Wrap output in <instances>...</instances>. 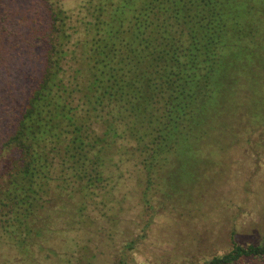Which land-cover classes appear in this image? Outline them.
<instances>
[{"label":"trees","instance_id":"1","mask_svg":"<svg viewBox=\"0 0 264 264\" xmlns=\"http://www.w3.org/2000/svg\"><path fill=\"white\" fill-rule=\"evenodd\" d=\"M0 264H264V0H0Z\"/></svg>","mask_w":264,"mask_h":264},{"label":"rangeland","instance_id":"2","mask_svg":"<svg viewBox=\"0 0 264 264\" xmlns=\"http://www.w3.org/2000/svg\"><path fill=\"white\" fill-rule=\"evenodd\" d=\"M67 1H69L71 4L74 5L76 0H67Z\"/></svg>","mask_w":264,"mask_h":264}]
</instances>
